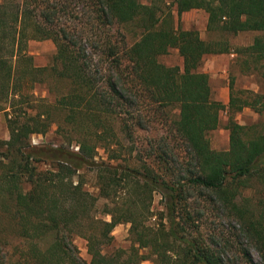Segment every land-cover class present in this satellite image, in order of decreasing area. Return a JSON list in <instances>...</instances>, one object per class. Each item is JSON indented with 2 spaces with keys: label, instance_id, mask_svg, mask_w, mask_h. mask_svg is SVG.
Instances as JSON below:
<instances>
[{
  "label": "trees",
  "instance_id": "obj_1",
  "mask_svg": "<svg viewBox=\"0 0 264 264\" xmlns=\"http://www.w3.org/2000/svg\"><path fill=\"white\" fill-rule=\"evenodd\" d=\"M159 1H0V264H264V133L230 116L264 113V93L235 96L230 79L224 106L199 70L205 56L233 51L264 78V0H172L177 17L205 13L211 40L169 26ZM242 32L257 35L232 49L227 38ZM30 40L53 43L50 66L33 64ZM171 48L181 68L157 61ZM49 81L65 85L52 104L32 92L41 84L52 92ZM223 109L228 148L214 151L206 135ZM55 111L56 143L31 145ZM154 124L164 129L140 155L134 134ZM204 210L230 225L229 237L202 235ZM117 224L128 225V245L104 253ZM74 238L84 240L88 261Z\"/></svg>",
  "mask_w": 264,
  "mask_h": 264
},
{
  "label": "rangeland",
  "instance_id": "obj_2",
  "mask_svg": "<svg viewBox=\"0 0 264 264\" xmlns=\"http://www.w3.org/2000/svg\"><path fill=\"white\" fill-rule=\"evenodd\" d=\"M1 1V0H0ZM18 1V0H13ZM161 6L164 11H169L171 14L168 19L169 26L175 28H179L182 30L193 29L199 35L202 40H211L213 38H217V36L213 33H208L205 31V21H203L204 12L200 13L197 11H186L183 15L177 17L175 15L174 5L172 4V0H160L157 3ZM195 10V9H194ZM205 15V14H204ZM125 31V30H124ZM132 31V30H131ZM131 31L127 33V43H131L133 41L131 37ZM257 33L255 32H242L238 33L234 36H230L227 38L228 43L232 49L245 47L249 45L255 37ZM114 39V38H113ZM26 52L32 57L33 64L35 66H50L52 62V58L55 53V47L50 40H40L34 41L30 40L26 45ZM157 61L167 67L176 66L181 68V58L178 56L177 51L175 49H168V52L164 55L157 57ZM199 70L204 72L208 76V84L210 89L211 99L223 103L222 101L228 100L229 89L228 84L230 79H232L233 83V93L236 95V90H248L255 93L263 94L264 93V78L259 73L246 71L244 68L239 66V60L235 52L231 51L228 54H217V55H207L203 58ZM50 83V81H49ZM52 92L47 90V87L44 84L35 85L32 92L35 97L44 99L48 104H52L54 101V93H58L62 88L65 87L64 83H50ZM48 91V92H47ZM226 105V104H224ZM36 104H32L33 110H41L40 108H36ZM171 113H175L172 110ZM232 119L240 125H250L255 124L257 129L264 133V113L258 115L254 113L252 110L248 108H243L241 111L233 113L230 115ZM229 117V113L226 109L219 111V123L216 129L207 133L206 137L209 142V147L214 151H224L228 148V132L225 128V123L227 118ZM51 119L54 123L51 124L49 130L44 135H32L30 138V144L36 145L38 143H49L55 144L57 140V136L54 131L56 129V122L59 123L60 114L52 112ZM154 124L148 130L145 131H137L134 134L135 140V151L140 155L142 154V147L144 146V142L150 136H159L161 135V129L163 126ZM160 128V130H159ZM164 129V128H163ZM164 133V132H163ZM4 137V138H3ZM7 138V130L4 124L3 114L0 113V139ZM122 141V139L120 138ZM124 147H128L129 144H123ZM124 150V148H123ZM177 153V152H176ZM181 155V153H180ZM97 158H104L101 150L97 151ZM86 189L91 193L95 194L96 189L93 187V180L88 179L86 184ZM245 195V194H244ZM196 196V195H195ZM189 202H193V206L195 209H200L201 206H197L198 203H201L197 197H194L192 194ZM102 201L98 202L100 205ZM202 204V203H201ZM161 209V205L159 204V196L156 194L153 198L152 202V211H159ZM205 211V210H204ZM205 216L202 218L200 231L202 235H210V233L222 232L224 237H229V224L224 222L221 217H215L214 212L205 211ZM108 220V217H106ZM154 219L151 218L150 222ZM127 229L128 225L126 224H117L112 232L111 237L112 241L109 246L103 248L104 253H109L114 249L126 248L128 245L127 241ZM74 245L77 248L78 254L81 259L88 261L89 256L86 253L85 242L80 238H74ZM244 244V242H243ZM229 256L233 257L235 254L231 250L229 251ZM249 253L256 263L259 261L256 253L249 249ZM141 264H152L149 260L143 261Z\"/></svg>",
  "mask_w": 264,
  "mask_h": 264
},
{
  "label": "crops",
  "instance_id": "obj_3",
  "mask_svg": "<svg viewBox=\"0 0 264 264\" xmlns=\"http://www.w3.org/2000/svg\"><path fill=\"white\" fill-rule=\"evenodd\" d=\"M188 11H197V12H201L200 10H194V9H190V10H188ZM186 12V11H185ZM185 12H182L180 15L182 16L183 15V13H185ZM205 14V13H204ZM203 14V21H205V23H206V15H204ZM182 30V29H181ZM185 30H188V29H186L185 28ZM189 30H193V29H189ZM203 60V59H202ZM204 73V72H203ZM206 74V73H205ZM228 101V100H227ZM223 103H222V105H224V104H227V103H225L226 101H222ZM224 106H226V105H224ZM4 138V137H3Z\"/></svg>",
  "mask_w": 264,
  "mask_h": 264
}]
</instances>
